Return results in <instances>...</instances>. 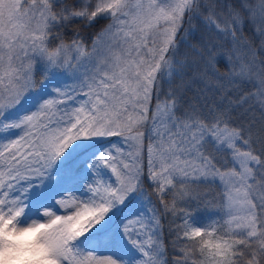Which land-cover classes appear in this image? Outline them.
<instances>
[{"label": "snow or ice", "instance_id": "6c2138e0", "mask_svg": "<svg viewBox=\"0 0 264 264\" xmlns=\"http://www.w3.org/2000/svg\"><path fill=\"white\" fill-rule=\"evenodd\" d=\"M169 215L172 264H264V0H0V264H168Z\"/></svg>", "mask_w": 264, "mask_h": 264}, {"label": "trees", "instance_id": "16d2710c", "mask_svg": "<svg viewBox=\"0 0 264 264\" xmlns=\"http://www.w3.org/2000/svg\"><path fill=\"white\" fill-rule=\"evenodd\" d=\"M108 22L101 20L98 21L97 24L91 28H85L80 24H74L69 26L65 30V36L67 39H70L73 36V32L78 28L80 33V38L84 40V42L90 46L92 44L93 37L95 34L100 31ZM212 189L214 192H218L221 190L219 185H213ZM155 201V198H153ZM158 207H161L157 204ZM178 207L183 208L187 211H190L193 214L194 221L197 223L198 226H202L208 223H211L213 221L226 219V216H224L223 211L219 207V201H217L213 206L205 207L203 205L197 204L195 201H193L191 204H185L183 202H178ZM174 217L171 215L162 217L161 222L163 225V239L165 244L167 245V260L168 264H172L173 260L180 255L179 252V245L176 249H173L171 246V241L173 240L175 236V232H170V221L173 220ZM177 223H179V220H176Z\"/></svg>", "mask_w": 264, "mask_h": 264}, {"label": "rangeland", "instance_id": "374dc122", "mask_svg": "<svg viewBox=\"0 0 264 264\" xmlns=\"http://www.w3.org/2000/svg\"><path fill=\"white\" fill-rule=\"evenodd\" d=\"M91 45L89 46V48H91ZM86 67H87V65H85L84 67H82L80 70L81 71H85L86 70ZM61 78H63V77H61ZM57 214H66V213L63 210H60V211L57 212ZM30 215H32V214L30 213ZM33 218H35V216ZM47 219L48 218H46L44 220H41L40 222H47ZM113 250L116 251L118 254L127 253L129 256H135L136 255L135 251L134 250H131L130 249V246H128L126 244V242H124L122 240H118L117 247L115 249H113Z\"/></svg>", "mask_w": 264, "mask_h": 264}]
</instances>
